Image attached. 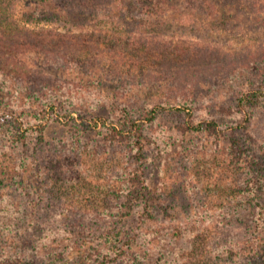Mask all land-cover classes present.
I'll list each match as a JSON object with an SVG mask.
<instances>
[{
	"label": "rangeland",
	"instance_id": "rangeland-1",
	"mask_svg": "<svg viewBox=\"0 0 264 264\" xmlns=\"http://www.w3.org/2000/svg\"><path fill=\"white\" fill-rule=\"evenodd\" d=\"M34 3L22 24L70 32L82 59L0 70V264H264V0H126V20L81 25L27 21Z\"/></svg>",
	"mask_w": 264,
	"mask_h": 264
},
{
	"label": "trees",
	"instance_id": "trees-1",
	"mask_svg": "<svg viewBox=\"0 0 264 264\" xmlns=\"http://www.w3.org/2000/svg\"><path fill=\"white\" fill-rule=\"evenodd\" d=\"M19 1L20 0H0L1 71H4L9 75L17 76L26 74L29 71L35 73L42 66H31V53H38V55L39 53H52L57 55V57H61L65 61H74L82 59V57L80 56L82 52L79 53L80 45L82 42L80 41L79 43H76L75 39L70 36V32H62L59 30L46 28L37 29L36 27H31L28 24H22L16 14V7ZM34 2H36V4L34 3L35 7L29 12L25 13V15L27 16V21L42 22L58 20L60 22L65 21L64 23L67 24L68 21L77 20L74 22H80L81 25L83 20H94L97 14H101V12H104L106 9H110L115 6H118L121 15H123V17L120 16V18H122L123 20L125 19V15L127 13L125 7L126 0H34ZM196 2H198V0H196ZM138 3H140L143 9L151 7L150 9L154 10L152 14H161L162 12V6L153 9V7L156 6L157 0H138ZM136 22H138V19H136ZM140 35L141 34L134 33L133 41H130V39L128 38V44L132 47V50L134 49L133 55H135V61L134 59H132L133 63H136L138 57L140 59V57L142 56V51L148 50L146 46L150 44V41H143V39H140ZM75 43L77 45H75ZM172 44L176 45L173 42ZM91 45H93L92 39L90 41H87V47ZM174 49L183 50V47H178V45H176ZM148 51L144 52V57L145 53H147ZM120 56L122 58L124 56L123 53H121ZM159 60H161V57L159 58ZM45 63L47 64L48 62L46 61ZM183 104L184 107L179 104H161L158 107H154L151 111H148V114L150 118L153 119L155 115L160 111H187L186 107L191 106L187 103V101H184ZM102 120L103 119L99 116L93 117L92 120L87 121L86 123H84V125L88 126L89 128H92L93 123L98 126L103 122ZM122 125L123 129H125L124 131L131 132V136H140L143 131V124L137 122L136 120H126L123 122ZM203 126L204 125L202 123L194 122L189 124V127L195 130H199L203 128ZM207 128L210 130H217L218 124L216 121H209ZM114 130H117V127H114ZM137 142L143 144L140 140H138ZM139 148H142V145H140ZM113 229H111L110 232L104 234V242H106V248H109L114 237L117 235L112 232ZM100 236L101 238L103 237L102 234ZM104 254L105 253H102L101 256L104 257ZM107 255L108 252L105 254V257H107ZM87 258H89L88 255L85 256L84 259L87 260ZM39 262H41L40 259L32 261V263L29 264H40ZM14 264L20 263H18L17 261Z\"/></svg>",
	"mask_w": 264,
	"mask_h": 264
}]
</instances>
